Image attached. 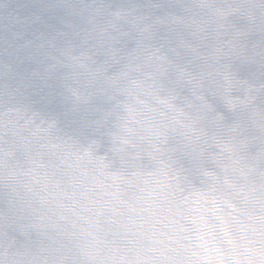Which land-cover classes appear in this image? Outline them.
Instances as JSON below:
<instances>
[{"label":"clouds","instance_id":"1","mask_svg":"<svg viewBox=\"0 0 264 264\" xmlns=\"http://www.w3.org/2000/svg\"><path fill=\"white\" fill-rule=\"evenodd\" d=\"M0 264H264V0H0Z\"/></svg>","mask_w":264,"mask_h":264}]
</instances>
